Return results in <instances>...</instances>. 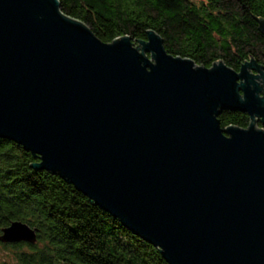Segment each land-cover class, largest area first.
Returning <instances> with one entry per match:
<instances>
[{
  "label": "water",
  "instance_id": "water-1",
  "mask_svg": "<svg viewBox=\"0 0 264 264\" xmlns=\"http://www.w3.org/2000/svg\"><path fill=\"white\" fill-rule=\"evenodd\" d=\"M138 46H136V45ZM224 110L250 116L222 128ZM264 69L101 41L59 0H0V137L39 157L169 264H264ZM20 221L3 243L37 242Z\"/></svg>",
  "mask_w": 264,
  "mask_h": 264
},
{
  "label": "trees",
  "instance_id": "trees-1",
  "mask_svg": "<svg viewBox=\"0 0 264 264\" xmlns=\"http://www.w3.org/2000/svg\"><path fill=\"white\" fill-rule=\"evenodd\" d=\"M61 11L101 41L155 31L169 54L210 68L264 69V0H59ZM222 128H247V113L224 110ZM260 128H264L258 124ZM39 157L0 137V235L12 222L37 228V242L0 241V264H169L160 248L128 229L60 175L34 167ZM2 253H7L2 257Z\"/></svg>",
  "mask_w": 264,
  "mask_h": 264
},
{
  "label": "rangeland",
  "instance_id": "rangeland-1",
  "mask_svg": "<svg viewBox=\"0 0 264 264\" xmlns=\"http://www.w3.org/2000/svg\"><path fill=\"white\" fill-rule=\"evenodd\" d=\"M194 1L201 2V1H204V0H194ZM135 45H136V44H135ZM136 46H138V45H136ZM1 256H2V257H6V256H7V253H2Z\"/></svg>",
  "mask_w": 264,
  "mask_h": 264
}]
</instances>
